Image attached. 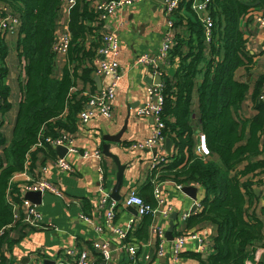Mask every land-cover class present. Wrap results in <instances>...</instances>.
I'll return each mask as SVG.
<instances>
[{"label": "trees", "instance_id": "obj_1", "mask_svg": "<svg viewBox=\"0 0 264 264\" xmlns=\"http://www.w3.org/2000/svg\"><path fill=\"white\" fill-rule=\"evenodd\" d=\"M192 1L182 0L174 13L175 43L169 60L172 62L177 57L178 65L173 78L163 79L162 106L163 133L172 140L168 155L171 162L154 170L159 177L167 176L181 185L202 187L201 210L191 213L188 225L210 221L217 227L213 253L203 264H246L252 251L249 245L261 235V223L247 214L245 203L246 196L251 195L250 182H241L239 174L264 167V159L250 161L262 152L264 143V100L258 99L264 87V72L256 78L252 90L256 113L251 118L239 116L248 84L236 79L234 74L238 68L249 70L253 64L241 21L248 19L252 10L264 11V0H209L206 10L213 22L209 41L205 39L202 21L191 8ZM0 2L19 18L15 50L18 58L24 60L25 75L8 145L0 131V230L5 233L13 222L8 196L19 200L20 184H13L11 177L25 169L27 160L28 167H34L37 153L45 150L31 149L41 128L45 135L53 136L59 129L69 132L76 129V115L87 96L73 89L77 77L92 81L91 58L99 43L89 35H94L102 22L97 20L90 0H76L68 16L71 41L67 59L57 78L52 42L58 26L60 0ZM4 38L0 33V126L2 116L11 107L7 98ZM201 74L202 80L197 83L195 79ZM195 87L197 126L209 150L205 158L195 154V129L190 123ZM49 152L55 154L53 150ZM243 160L247 164L230 175Z\"/></svg>", "mask_w": 264, "mask_h": 264}, {"label": "crops", "instance_id": "obj_2", "mask_svg": "<svg viewBox=\"0 0 264 264\" xmlns=\"http://www.w3.org/2000/svg\"><path fill=\"white\" fill-rule=\"evenodd\" d=\"M91 4L96 0H90ZM164 0H140L119 8L106 22L108 29L118 37L119 51L116 59L121 67V75L117 81L115 98L112 100V117L95 114L87 123H84L70 134L73 137L74 151H67L64 158L71 165V170H63L54 166L57 157L55 148H48L38 152L34 167H27L23 171L15 172L11 181L19 185L24 180L44 178L58 186L63 197L50 191L41 193V203L37 204V210L42 216V225L54 224L52 227H33L18 220L13 225L7 226L1 240L2 249L7 251L10 262L27 264L36 254L43 261L52 260L62 255L67 248L90 249L91 241L105 240L109 243L110 258L108 264H203L213 253V238L217 227L210 221L188 225L191 213L201 210L200 201L203 197V189L197 188L196 199H192L181 189L176 187V182L167 176L159 177L157 171L151 169L153 158L158 155L167 156L164 142L153 148H131L135 141H143L151 135L153 124L149 117L136 116L135 110L144 104L147 99V86L154 82L156 75L143 64H134L138 54H155L160 45V39L166 29L165 14L162 10ZM194 1V0H193ZM199 1V0H196ZM5 6L0 2V7ZM263 10H252L248 19H243L241 25L245 29L248 51L253 55V64L249 70L240 67L235 71V78L248 84L239 116L251 118L256 110L251 98L256 78L264 72V28L255 20V17ZM65 17V16H63ZM4 41L7 45L5 62L7 66L6 83L9 86L8 101L10 109L2 116L0 131L5 137V145L12 139V129L17 113L18 103L22 98V84L24 82V60L19 59L15 50L17 34H5ZM54 77L59 78L62 68L66 63L67 54L55 56ZM178 58L167 68V78H173ZM91 82L83 81L77 77L73 90H79L84 95L90 91L104 86L110 81L109 77L97 75L91 72ZM160 79V78H159ZM202 80V74L196 77L198 83ZM196 83V84H197ZM197 90L192 93V120L191 125L195 129V143L197 130ZM127 123L120 141L105 140L106 135H116ZM69 132V131H68ZM248 135V127L244 134V140ZM108 144L109 153L118 156L121 164L125 165L123 182L119 189L118 200L110 197L115 184L116 165L113 158L103 152V145ZM195 149V148H194ZM2 148L0 147V152ZM54 151V155L49 152ZM100 151V156L95 151ZM172 151V149H171ZM264 159V143L262 152L252 156L250 161ZM171 162L168 158L166 163ZM243 160L230 175L240 171L246 164ZM44 169V172H43ZM240 181H249L251 195L246 196L245 208L247 214L261 223V235L253 240L248 248L264 245V167L257 168L244 175H240ZM160 186L162 205H156L153 195L154 184ZM185 186V185H183ZM182 186V187H183ZM181 187V188H182ZM132 192L139 194L156 211L152 214L139 216L136 208L125 205L123 200ZM11 197V196H10ZM25 197V196H24ZM18 200V199H17ZM103 202V203H102ZM170 208L165 215L162 210ZM195 208V209H194ZM114 210V217L110 222L106 221L107 213ZM176 213L173 219V237L179 232L194 231L203 237L204 250L198 251L199 243L188 239L181 251L180 259L174 260L168 253L156 254V234L151 226L159 225L165 230L164 243L168 250L170 241L166 232L171 220V213ZM84 213L89 220H83L80 215ZM133 221L129 229L130 222ZM112 227L128 230V237L121 241L113 232ZM98 229V230H96ZM124 242L138 247L137 256L130 259L128 252L123 248ZM250 251L246 264H264V257L256 260L254 253ZM146 255L148 257H146Z\"/></svg>", "mask_w": 264, "mask_h": 264}, {"label": "built area", "instance_id": "obj_3", "mask_svg": "<svg viewBox=\"0 0 264 264\" xmlns=\"http://www.w3.org/2000/svg\"><path fill=\"white\" fill-rule=\"evenodd\" d=\"M140 0H96L92 3L94 12L97 13V20H100L102 24L95 30L94 35H89L94 41H98V47L95 50V54L91 58V65L94 68V72L103 77H109L110 81L96 89L87 93L86 102L81 110L76 115V127L87 123L95 114L103 115L106 118L112 117V100L115 98V91L117 87V81L120 78L121 67L116 59V54L119 51L118 37L117 35L108 29L106 22L107 19L113 15L119 8L124 5L138 2ZM182 0H164L162 4V10L165 14L166 29L163 32L160 45L155 54L141 53L134 59V64H143L148 66L151 71L160 78L159 82H151L147 86V99L144 104L138 106L135 110L136 116L149 117L152 120L153 128L151 135L143 141H135L130 144L131 148H153L160 146L165 140V134L163 133L164 121L162 118V106H163V79L168 75L166 70L174 62L169 60L170 50L175 43V30H174V13L178 9ZM76 0H60L58 26L54 32V40L52 42V51L55 56L66 55L69 49L71 34L68 29V16L70 9L75 5ZM209 0L192 1L191 8L196 13L197 17L202 21L205 29V39L209 41L211 39V30L213 27L212 19L208 16L206 7ZM65 16V17H63ZM258 24L264 28V13H260L255 17ZM19 24V18L13 14L7 5L0 7V33L14 34L17 32ZM95 21L93 25H97ZM258 99L264 100V87L258 94ZM195 154L201 158H205L209 155V150L206 146L205 136L199 132L196 136ZM57 145H63L67 148V151H74L73 137L70 132L59 129L56 135H45L43 130L39 131L38 140L32 146V150L35 148H55ZM96 156H100V151H95ZM168 157L164 155H158L153 158L151 163V169H158L161 165L166 163ZM28 165V160L25 163V168ZM54 166L63 170H71V165L63 157L57 156L54 159ZM44 172V169H43ZM197 186L199 184H196ZM183 185L176 183V187L181 189ZM26 191H50L53 194L63 197L62 190L54 185L47 179H33L31 181L24 180L20 183L19 188V200H14L8 196L9 202L12 204L13 225L18 220L26 222L33 227H40L42 225V216L37 210L35 202H32L28 198L24 197ZM153 195L156 200V205H162L163 199L160 197V186L155 183L153 187ZM103 203V202H102ZM123 203L125 205H131L136 208L137 214L143 216L146 214H152L157 208L147 203L139 194L132 192L127 196ZM167 215L170 212V208L162 210ZM115 211L110 210L107 213L106 221L110 222L114 217ZM80 217L88 221L89 218L86 214L82 213ZM133 221L129 224V229L132 227ZM43 227L55 228L54 224H49ZM98 230V229H96ZM113 232L121 241H125L128 237V230L112 227ZM151 230L156 234V254L163 255L168 253L174 260H179L181 251L188 239L196 240L199 243L198 251L204 250L205 241L201 235L191 231L179 232L174 235L170 241V247L167 250L164 246L166 242L165 230L159 225L151 226ZM4 233V230H0V235ZM123 248L128 252L130 259H134L137 256L138 247L124 242ZM254 258L256 260L264 257V245H259L253 248ZM146 257H148L146 255ZM7 251L2 249L0 244V264H20L16 262H10L8 259ZM110 258L109 243L105 240L91 241L90 249H72L67 248L62 251V255L55 257L51 260V264H108ZM27 264H45L43 259L34 255L31 261Z\"/></svg>", "mask_w": 264, "mask_h": 264}, {"label": "water", "instance_id": "obj_4", "mask_svg": "<svg viewBox=\"0 0 264 264\" xmlns=\"http://www.w3.org/2000/svg\"><path fill=\"white\" fill-rule=\"evenodd\" d=\"M154 82H159L160 83V79H159L158 76H156V78L154 79ZM126 125H127V123L125 122L124 125H123V128L119 131L118 134H116V135H106L103 138L105 140H110V141H117V142L120 141V136H121L123 130H125ZM197 132H200V129H198ZM164 146H165V149H166L167 153H171L172 140H171L170 137H166L165 138ZM108 147H109L108 144H104L103 145V152L106 155H108L109 157L113 158V161H114V163L116 165L115 184L113 185L110 197L113 198V199L118 200L120 198L119 189H120V187L122 185V182H123V175H124L125 165L120 163L118 156H116L113 153H109ZM155 148L156 147H154L153 149L156 150ZM55 152H56L57 156L63 157L66 154V152H67V148L65 146H63V145H57L55 147ZM196 190H197V188L195 186H193V185H185V186H183L181 188V191L186 193V195H188L192 199H196ZM24 196H25V198H28L32 202H35L37 204L41 203V192H39V191H26L24 193ZM170 218H171V220L169 222L170 225L167 228V232H166L167 239H169V240L173 238V234H172V232H173V219L176 218V213L175 212L171 213ZM44 263L45 264H51V261L50 260H45Z\"/></svg>", "mask_w": 264, "mask_h": 264}, {"label": "clouds", "instance_id": "obj_5", "mask_svg": "<svg viewBox=\"0 0 264 264\" xmlns=\"http://www.w3.org/2000/svg\"><path fill=\"white\" fill-rule=\"evenodd\" d=\"M200 132H201V131H200ZM198 133H199V132H198ZM198 133H197V134H198ZM165 138H166V137H165Z\"/></svg>", "mask_w": 264, "mask_h": 264}]
</instances>
